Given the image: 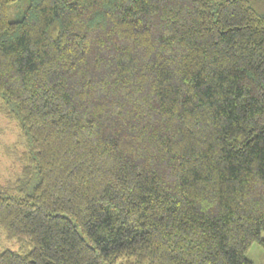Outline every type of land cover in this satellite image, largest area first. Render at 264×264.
<instances>
[{"label": "trees", "instance_id": "1", "mask_svg": "<svg viewBox=\"0 0 264 264\" xmlns=\"http://www.w3.org/2000/svg\"><path fill=\"white\" fill-rule=\"evenodd\" d=\"M0 113L28 146L0 264L264 248V0H0Z\"/></svg>", "mask_w": 264, "mask_h": 264}, {"label": "rangeland", "instance_id": "2", "mask_svg": "<svg viewBox=\"0 0 264 264\" xmlns=\"http://www.w3.org/2000/svg\"><path fill=\"white\" fill-rule=\"evenodd\" d=\"M9 14L11 19L17 17L12 9L9 10ZM26 150H28V146H26L25 138L20 134L17 121L8 120L0 113V188H4L2 186L7 181H12L17 177L21 169L17 157ZM7 192L12 193V191ZM262 238L264 239V231ZM6 249L18 250V245L8 241L0 230V251ZM246 256L253 264H264L263 246L255 242Z\"/></svg>", "mask_w": 264, "mask_h": 264}]
</instances>
